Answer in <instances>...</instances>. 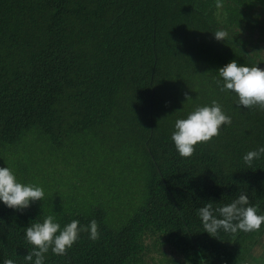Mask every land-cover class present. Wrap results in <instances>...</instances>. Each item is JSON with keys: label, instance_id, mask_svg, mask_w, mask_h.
I'll return each mask as SVG.
<instances>
[{"label": "trees", "instance_id": "trees-1", "mask_svg": "<svg viewBox=\"0 0 264 264\" xmlns=\"http://www.w3.org/2000/svg\"><path fill=\"white\" fill-rule=\"evenodd\" d=\"M215 4L0 0V167L13 169L15 156L21 183L35 182L31 162L45 166L47 186L68 183L57 201L45 193L23 211L0 201V264H25L26 228L47 215L61 229L95 219L101 236L81 233L66 255L49 250L45 264H151L146 257L166 256L163 246L181 264H244L256 254L264 225L212 237L197 215L239 192L264 214V156L251 168L243 161L264 146V111L237 107L238 96L216 83L232 60L264 68V0ZM220 29L225 41L214 37ZM213 100L231 126L181 157L175 121ZM72 161L75 184L61 174ZM128 200L132 213L109 215Z\"/></svg>", "mask_w": 264, "mask_h": 264}, {"label": "clouds", "instance_id": "clouds-1", "mask_svg": "<svg viewBox=\"0 0 264 264\" xmlns=\"http://www.w3.org/2000/svg\"><path fill=\"white\" fill-rule=\"evenodd\" d=\"M215 7L222 9L223 0H216ZM214 37L217 41H225L229 32L220 29L214 33ZM218 74L222 78V82L219 79L216 81L220 91L235 93L238 96L237 107L264 111V68L259 65H241L237 60H232L219 68ZM184 96L187 102L192 101L188 92ZM231 124L232 119L225 113L223 106L213 100L210 106H197L186 118L177 119L171 139L179 155L189 158L195 153L198 144L210 142L220 135L224 125ZM261 156H264V146L248 151L243 161L251 168L254 160ZM44 197L42 186L21 183L12 168L0 167V201L8 208L23 211ZM197 215L202 221L204 232L212 237H218L221 230L232 235L257 232L264 225V214H260L259 203L251 204L245 192H239L228 204L208 201L197 210ZM81 233H88L89 239L94 242L99 240L101 233L98 222L92 219L89 224L81 225L79 220L74 219L63 229L53 215H47L43 222H33L26 228V241L32 249L24 257L25 264H45L49 250L58 256L66 255L80 239ZM3 264H15V261L6 258Z\"/></svg>", "mask_w": 264, "mask_h": 264}, {"label": "rangeland", "instance_id": "rangeland-1", "mask_svg": "<svg viewBox=\"0 0 264 264\" xmlns=\"http://www.w3.org/2000/svg\"><path fill=\"white\" fill-rule=\"evenodd\" d=\"M263 49H264V43H263ZM27 159L26 161H28ZM12 160L14 161L12 166L17 176V179L18 181L22 182L23 180L22 175L20 172H18L19 167H22V166L16 163V161H19L20 159L18 157L13 156ZM29 165H30V173L35 178L34 184L37 186H42L45 190L46 195L50 194V200L52 202L57 201V197H58L57 194L64 193L67 191L68 183H66L65 186H61L60 183H51L49 184V186H47L46 183L43 182L44 180L49 179V176L46 174L45 166L42 163L38 164L39 166L41 165L40 168H38V169H41L40 172H37L36 170V163L31 162ZM74 165H75V161H72L71 167L68 166V168H64L62 166L64 169L63 168L61 169L62 170L61 174L63 176H67V181L70 180L73 184H75L77 180V177L74 176L76 175V173L71 171ZM93 179H96L95 175H93ZM24 184H28V182L24 181ZM139 199H141L142 201L141 195H139L138 200ZM128 205H129V200L127 201V203L125 204L123 203L122 206H117L116 209H113V211H110L109 215H113L114 218L120 215H129L130 213H132L135 207H128ZM258 245H257L258 248H257L256 254H253L247 257L244 264H264V239H262ZM163 249L166 253V256L165 255L157 256L158 254H155L156 256L155 259H157V261L153 262L152 258L150 257L151 254H149L145 259L146 262L151 263V264H159L160 262H163L164 264H181L182 263L180 261V257L178 259H174L170 261L173 258H177V253L175 251H172L170 248L166 246H163ZM167 256H170V257H167ZM183 264H193V263H191L189 260H185Z\"/></svg>", "mask_w": 264, "mask_h": 264}, {"label": "crops", "instance_id": "crops-1", "mask_svg": "<svg viewBox=\"0 0 264 264\" xmlns=\"http://www.w3.org/2000/svg\"><path fill=\"white\" fill-rule=\"evenodd\" d=\"M262 239H264V234L262 235Z\"/></svg>", "mask_w": 264, "mask_h": 264}]
</instances>
